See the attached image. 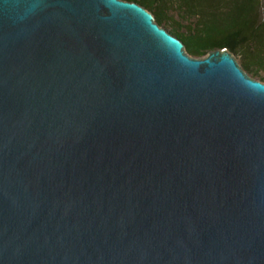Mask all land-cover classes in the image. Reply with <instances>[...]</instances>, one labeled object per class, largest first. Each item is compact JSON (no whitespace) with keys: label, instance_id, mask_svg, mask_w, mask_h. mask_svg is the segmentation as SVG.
Returning <instances> with one entry per match:
<instances>
[{"label":"water","instance_id":"1","mask_svg":"<svg viewBox=\"0 0 264 264\" xmlns=\"http://www.w3.org/2000/svg\"><path fill=\"white\" fill-rule=\"evenodd\" d=\"M0 264H264V81L126 0H0Z\"/></svg>","mask_w":264,"mask_h":264},{"label":"trees","instance_id":"2","mask_svg":"<svg viewBox=\"0 0 264 264\" xmlns=\"http://www.w3.org/2000/svg\"><path fill=\"white\" fill-rule=\"evenodd\" d=\"M149 10L161 27L184 41L187 52L203 58L228 49L241 66L264 81V0H126Z\"/></svg>","mask_w":264,"mask_h":264},{"label":"rangeland","instance_id":"3","mask_svg":"<svg viewBox=\"0 0 264 264\" xmlns=\"http://www.w3.org/2000/svg\"><path fill=\"white\" fill-rule=\"evenodd\" d=\"M167 30H171V25L165 27ZM235 58L237 59V61L239 62V64L241 65L242 64V58L239 56V55H234ZM259 79V78H258ZM261 80V79H260Z\"/></svg>","mask_w":264,"mask_h":264}]
</instances>
